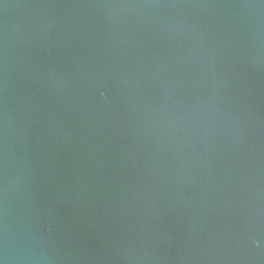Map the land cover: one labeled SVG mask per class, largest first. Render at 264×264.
<instances>
[{
  "label": "water",
  "instance_id": "obj_1",
  "mask_svg": "<svg viewBox=\"0 0 264 264\" xmlns=\"http://www.w3.org/2000/svg\"><path fill=\"white\" fill-rule=\"evenodd\" d=\"M0 264H264V0H0Z\"/></svg>",
  "mask_w": 264,
  "mask_h": 264
}]
</instances>
